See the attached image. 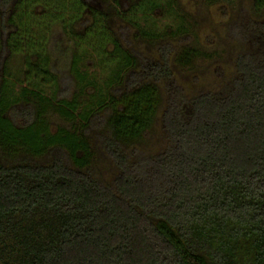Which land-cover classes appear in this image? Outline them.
<instances>
[{
	"label": "trees",
	"instance_id": "obj_1",
	"mask_svg": "<svg viewBox=\"0 0 264 264\" xmlns=\"http://www.w3.org/2000/svg\"><path fill=\"white\" fill-rule=\"evenodd\" d=\"M102 1L110 11L0 0V149L47 157L0 160V264H264V0L229 24L231 78L194 95L170 42L148 57L112 29L116 18L160 38L140 26L145 5ZM161 106V149H131ZM48 112L99 132L112 180L90 173L76 132L49 131Z\"/></svg>",
	"mask_w": 264,
	"mask_h": 264
},
{
	"label": "rangeland",
	"instance_id": "obj_2",
	"mask_svg": "<svg viewBox=\"0 0 264 264\" xmlns=\"http://www.w3.org/2000/svg\"><path fill=\"white\" fill-rule=\"evenodd\" d=\"M136 3L142 6V10L145 5L143 12L147 16L142 20L143 13L136 14L137 18L142 17L140 26L152 27L153 33L161 37L154 40L141 38V30L138 31L130 24L115 18L111 27L124 47L136 50L144 56L155 57L157 45L170 42L174 47L170 59L173 76L188 95L216 90L231 78L238 46L228 35V27L240 15L253 16L254 0H235L232 4L223 1L209 3L208 0H119V10L129 11L130 6ZM93 4L105 11H110L112 6L111 4L109 8L102 0H93ZM140 6L135 10L140 9ZM150 8L152 10H149ZM263 15L264 12L259 13L260 17ZM184 50H188L192 55L188 65L178 62ZM162 109V106L158 109L144 138L133 142L131 149L143 154H154L161 149ZM44 119L51 133L60 129L76 132L88 146L90 156L87 168L90 173L104 182L113 179L117 171L100 147L99 132L91 129L83 133L79 121L66 122L51 112H48ZM0 160L45 163L47 157L44 154L35 158L22 152L7 155L0 149Z\"/></svg>",
	"mask_w": 264,
	"mask_h": 264
}]
</instances>
